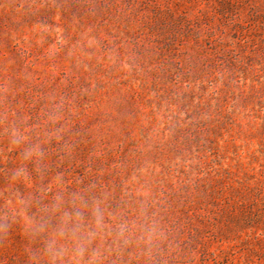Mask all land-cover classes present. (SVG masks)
<instances>
[{
	"label": "rangeland",
	"instance_id": "374dc122",
	"mask_svg": "<svg viewBox=\"0 0 264 264\" xmlns=\"http://www.w3.org/2000/svg\"><path fill=\"white\" fill-rule=\"evenodd\" d=\"M0 264H264V0H0Z\"/></svg>",
	"mask_w": 264,
	"mask_h": 264
}]
</instances>
